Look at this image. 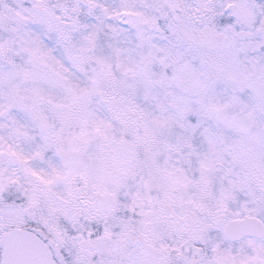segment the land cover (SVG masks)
Segmentation results:
<instances>
[{"label":"snow or ice","instance_id":"6c2138e0","mask_svg":"<svg viewBox=\"0 0 264 264\" xmlns=\"http://www.w3.org/2000/svg\"><path fill=\"white\" fill-rule=\"evenodd\" d=\"M0 264H264V0H0Z\"/></svg>","mask_w":264,"mask_h":264}]
</instances>
